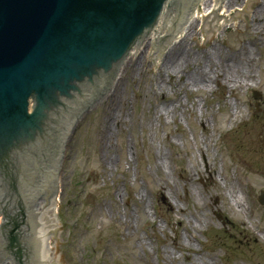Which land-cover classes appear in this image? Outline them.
Returning <instances> with one entry per match:
<instances>
[{"label":"rangeland","instance_id":"obj_1","mask_svg":"<svg viewBox=\"0 0 264 264\" xmlns=\"http://www.w3.org/2000/svg\"><path fill=\"white\" fill-rule=\"evenodd\" d=\"M259 4L248 2L232 29L201 43L190 38L195 23L175 51L207 68L210 56L215 67L224 52L248 49L249 85L180 88L183 74L148 70L144 41L134 74L124 67L115 98L108 99L113 78L79 118L63 155L54 245L61 264H264V205L257 200L264 189V27L252 13ZM111 130L112 145L102 146L101 132ZM163 182L176 193L169 195ZM228 190L246 214L235 211Z\"/></svg>","mask_w":264,"mask_h":264},{"label":"water","instance_id":"obj_2","mask_svg":"<svg viewBox=\"0 0 264 264\" xmlns=\"http://www.w3.org/2000/svg\"><path fill=\"white\" fill-rule=\"evenodd\" d=\"M246 1L258 0L239 11H215L222 0H0V264H58L64 147L124 60L145 41L153 72L189 13L201 43L244 18Z\"/></svg>","mask_w":264,"mask_h":264},{"label":"bare ground","instance_id":"obj_3","mask_svg":"<svg viewBox=\"0 0 264 264\" xmlns=\"http://www.w3.org/2000/svg\"><path fill=\"white\" fill-rule=\"evenodd\" d=\"M234 1H238V0H222L221 3V7H215V11L219 10V11H239L240 7L237 9H231L230 6H232V3ZM264 3V0H261ZM250 2V1H248ZM248 2L246 4L245 7V12H248ZM260 4H262L260 2ZM257 5V7L253 10V19H255V24H257L258 27L263 28L264 27V4L262 6ZM238 18H235L234 20V24L236 25L238 23L237 21ZM196 23V12H191L189 13L184 26L179 34V37L176 41V43H169V47L167 52L165 53L164 58L162 59V61L157 63V68H159L158 70H160V68H165L167 69V72H173L176 76L178 75H184V77L181 79V83L178 84V86L180 88H182V86L188 87H196L197 90L200 88L205 87L208 83L210 82H216V83H220V84H226L227 82L229 83L230 86V91H232L234 88L236 87H240V86H246L249 85V82L247 81H251V70H250V63H252L253 58L250 56L248 49L246 50L243 47H239L238 49H235L233 52H224L223 53V59L221 58L220 61H218L215 64V67H213L211 64V56L210 58H207L209 60L210 63L207 64V68L202 67V66H196V63H193V59L192 57H188V53H184L183 51H176V49H181L182 46V38L185 39V33L187 32V30L191 27H193V25ZM256 26L253 25V29ZM222 29L221 27H215L214 29V33L213 35L218 34L219 30ZM201 39H208V38H201ZM146 47V44L144 45ZM215 48L217 49L218 47L215 46ZM137 51L132 52L130 61L129 60H124L123 64L121 65L119 72L112 84V89L109 92V97L108 99H114L115 95L118 94V89L120 87V85H122L123 83V74L122 71L124 69V67L127 66H131L132 67V71L131 73L134 74L136 65L139 63V56H136ZM204 56H209L211 53L210 52H204ZM168 57V58H167ZM196 62V61H195ZM132 63V64H130ZM185 64L188 66L191 65L190 69L187 70H183V67L185 66ZM192 64H194V66L192 67ZM159 66V67H158ZM123 67V68H122ZM160 73V72H159ZM134 78V76H133ZM180 81V79H179ZM248 83V84H247ZM160 90V88L158 89ZM156 89H153L152 92H155ZM107 95V96H108ZM106 97V96H105ZM104 97V98H105ZM157 111V110H156ZM238 110H235L233 113V116H238L239 115ZM158 116H161L162 113L158 112L157 114ZM113 119L112 113L110 111H107L106 116L104 118V121H106L107 123H111ZM71 126V125H70ZM70 129V127H69ZM68 129V131H69ZM66 133V135H68L70 132ZM111 136H112V130L111 131H106V132H101L100 136H99V143L102 146H110L112 145L111 142ZM200 153H203L206 155V151H199ZM212 166V163H211ZM187 180L192 182L194 180V178L192 177V173H188L187 174ZM209 180H210V184L214 185L215 184V177L214 175H212V171L211 174H209ZM164 184V189L167 191V193L169 195L175 194L176 193V187L174 185H170L169 183L163 182ZM161 190L163 191V188H161ZM228 194L230 195V197L232 198V205L235 206V211L238 214H246V207L244 206V204L240 201L239 197L237 194H235L234 190H228ZM216 196H220V193H215ZM176 209V207H174ZM247 216H249V213H247ZM59 228V223L57 222L56 225V230ZM55 251V250H54ZM58 264H61L60 261V257L58 255H56Z\"/></svg>","mask_w":264,"mask_h":264}]
</instances>
